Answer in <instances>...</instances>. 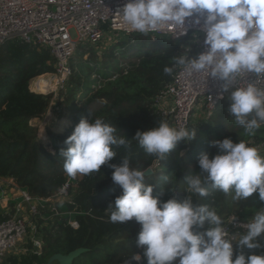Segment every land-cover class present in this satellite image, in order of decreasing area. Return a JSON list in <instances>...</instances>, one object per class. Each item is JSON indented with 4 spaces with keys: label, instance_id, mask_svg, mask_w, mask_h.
Instances as JSON below:
<instances>
[{
    "label": "trees",
    "instance_id": "16d2710c",
    "mask_svg": "<svg viewBox=\"0 0 264 264\" xmlns=\"http://www.w3.org/2000/svg\"><path fill=\"white\" fill-rule=\"evenodd\" d=\"M101 53L98 60L93 47L79 46L76 50L66 84L70 93L65 97L66 109L72 116L62 123L65 127L59 125L57 131L48 128L44 143L38 140L37 129L30 122L48 113L51 96L32 92L30 84L38 76L54 73V61L47 50L17 39L0 47V177L13 179L20 190L43 199L53 197L69 182L68 195L72 197L71 201L53 204L57 215L51 212V204H44L45 221L39 220L38 225L48 224L38 230L43 243L41 255H34L28 243L24 254L8 258L9 264H57L50 262L54 255L67 256L80 249L85 251L73 264H124L133 253L143 255L135 237L122 236L129 224L138 232L140 225L135 220L122 224L110 222L108 207L122 193L111 179L113 170L104 165L98 173L81 176L76 182L64 172L60 151L67 147L64 141L81 118L91 121L102 117L116 127L118 135L129 139L130 146L116 148L117 155L110 163L118 165L126 157L133 168L150 169L145 174V183L153 185V196L162 201L184 198L185 178L201 171L199 155L207 152L211 158L218 152L212 141L245 140L249 146L264 142V127L255 136H246L227 112L230 102L225 99L204 122L193 124L194 139L178 143L163 161L148 156L132 138L137 131H147L159 123L152 113V100L171 81L173 74L166 75L164 67H173L172 57L184 52L174 43L137 34ZM86 55L88 58L84 60ZM188 55L194 57L195 51ZM165 174L169 183L161 185L160 176ZM73 183L76 191L71 193ZM169 187L174 190L170 191ZM193 203L209 205L223 220L231 214L250 219L254 213H244L247 207L264 211V201L258 193L236 203L231 194L213 190L207 198L193 197ZM69 222H75L77 227L72 228ZM259 239L264 240V236ZM261 252L264 253V247ZM141 263L146 261L142 258ZM132 264L137 263L132 261Z\"/></svg>",
    "mask_w": 264,
    "mask_h": 264
},
{
    "label": "clouds",
    "instance_id": "9594fccd",
    "mask_svg": "<svg viewBox=\"0 0 264 264\" xmlns=\"http://www.w3.org/2000/svg\"><path fill=\"white\" fill-rule=\"evenodd\" d=\"M117 14L141 34L172 25L184 35L187 18L194 17L206 51L190 57L185 46L182 55L172 57L174 66L163 72L172 75L175 66H182L186 74L212 77L220 82L221 97L227 94V112L246 136L253 137L264 127V0H128ZM196 39L193 33L192 40ZM245 76L247 81H242ZM195 136V128L161 120L147 131H137L132 139L145 154L163 161L178 143ZM64 143L67 147L60 156L69 177L98 173L104 165L113 170L111 179L122 193L108 207L110 222L135 220L140 225L136 245L143 249L142 256L133 253L124 264H139L142 258L146 264H264V253L245 255L241 250L234 256L233 248L234 241L239 249L264 247L259 239L264 236V211L251 216L246 231L230 235L214 208L193 203V197L207 198L213 190L231 194L236 203L254 193L264 201V155L245 140L212 141L217 154L210 158L202 152L200 173L185 178L184 198L167 201L153 196V185L145 183L146 170L133 168L126 157L118 165L110 163L116 148L130 146L129 139L102 117L81 118ZM160 182L168 184L169 176L161 175Z\"/></svg>",
    "mask_w": 264,
    "mask_h": 264
},
{
    "label": "built area",
    "instance_id": "2783aa9c",
    "mask_svg": "<svg viewBox=\"0 0 264 264\" xmlns=\"http://www.w3.org/2000/svg\"><path fill=\"white\" fill-rule=\"evenodd\" d=\"M128 0H0V47L10 40H20L27 45L47 50L54 61L55 71L47 76L56 80L61 87L71 76V60L79 46L99 47L103 42L117 44L124 38L141 34L131 30L117 14ZM194 17L187 18L184 35L172 25L150 31L147 34L169 36L173 41L182 40L195 56L206 51L204 34L200 25L193 23ZM193 33L197 39L192 40ZM154 39V37H151ZM178 47L185 52V45ZM194 56V57H195ZM252 77H249L251 79ZM248 77H242L247 81ZM227 99L221 97L220 82L203 73L186 74L182 66H176L171 81L152 100V113L156 119L168 122L171 126H187L195 113L208 117L220 103ZM207 117V118H208ZM205 118V119H207ZM260 154H264V142L251 143ZM70 183L62 186L53 197L34 198L18 188L11 178L0 177V264L5 256L29 237L31 252L40 256L43 243L38 237V221H45L43 212L51 204V212L57 215L53 204L65 201L68 197ZM236 219L231 222V218ZM225 229L230 235L246 231L248 219L231 214L225 219ZM76 228L75 222H69ZM28 235V236H27ZM234 256L239 251L250 254L247 248L239 249L233 242ZM24 253L27 249H23ZM137 263V262H136ZM139 264H142L141 261Z\"/></svg>",
    "mask_w": 264,
    "mask_h": 264
},
{
    "label": "rangeland",
    "instance_id": "374dc122",
    "mask_svg": "<svg viewBox=\"0 0 264 264\" xmlns=\"http://www.w3.org/2000/svg\"><path fill=\"white\" fill-rule=\"evenodd\" d=\"M145 36L147 38L154 37L159 42L174 43L175 45L181 44V45L187 46V44L185 42H182V40L173 41L169 36H166V35L145 34ZM111 45L112 44L107 43V41H105L99 47L94 48L95 52L97 53V57L99 56L97 58L98 60H101V57H100L102 54L101 52L108 49ZM87 58H88V55L84 56L83 59L86 60ZM51 74H53V73H51ZM44 75L38 76L32 80V82L30 84V90L32 92L39 93V92H36V90H35L36 89L35 84L38 83V80L42 79L43 77H45L44 80H47L48 79L47 75L46 76H44ZM55 81H54V83L53 82L51 83L52 89L49 88V91L45 94V95L51 96V103H50L48 113L42 119H35V120H32L30 122V125L37 129L38 140L43 141L44 143H46L45 140H47V133L46 132H47L48 128L56 129L59 125L62 127H65L63 124L67 123L69 121V118L72 116L70 111L66 109V105H65V97H67L70 93V89L66 88V84H67L68 80L65 82V84L62 87L60 85H58V83H56ZM207 117L208 116L203 114V113H201V114L195 113V116L192 117L191 122H194L195 124H197V123L199 124V123L204 122L206 120L205 118H207ZM261 155H264V154H261ZM80 178H81V176H77L76 178H72V181L76 182ZM71 187H72L71 193H74L76 191V183H73L71 185ZM71 200H72V197L69 194L68 197L65 199V201H71ZM38 209L41 212H43V208H41L40 206ZM257 210L258 209H255L253 207H247L244 209L243 212L248 213V212L252 211L255 214V212ZM47 224H48V222H46V224L43 226L39 225V227H40L39 229H41L42 227H47ZM137 234H138V231H136L132 227V224H129L126 227V230L122 234V236L124 238H126V236L137 238ZM27 240H29V237L25 238L24 241L22 243H20L15 250H13L12 252H9L5 256V258L3 259V262L1 264H9V262H7V260L12 255L20 256V255L24 254L23 249H26V247H27ZM139 249L141 250L142 248L138 247V250Z\"/></svg>",
    "mask_w": 264,
    "mask_h": 264
},
{
    "label": "water",
    "instance_id": "95a60500",
    "mask_svg": "<svg viewBox=\"0 0 264 264\" xmlns=\"http://www.w3.org/2000/svg\"><path fill=\"white\" fill-rule=\"evenodd\" d=\"M41 94V93H39ZM45 95V94H44ZM55 131H57V129H55ZM149 171H146L145 174H149ZM85 250L80 249L77 250L67 256H62V255H54L51 259L50 262H56L57 264H73V261L80 256L82 253H84Z\"/></svg>",
    "mask_w": 264,
    "mask_h": 264
},
{
    "label": "bare ground",
    "instance_id": "6f19581e",
    "mask_svg": "<svg viewBox=\"0 0 264 264\" xmlns=\"http://www.w3.org/2000/svg\"><path fill=\"white\" fill-rule=\"evenodd\" d=\"M44 76H46V75H44ZM47 76H51V75H47ZM47 78H48L47 80H44L45 77H43L42 79H39L38 80V83L35 84V86H36V89H35L36 92H39L41 94H46L49 91V88L52 89V84L51 83L52 82L54 83L55 79H52L50 77H47Z\"/></svg>",
    "mask_w": 264,
    "mask_h": 264
}]
</instances>
